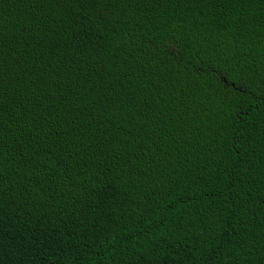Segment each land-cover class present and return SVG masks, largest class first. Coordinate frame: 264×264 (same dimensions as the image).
<instances>
[{
  "label": "trees",
  "instance_id": "16d2710c",
  "mask_svg": "<svg viewBox=\"0 0 264 264\" xmlns=\"http://www.w3.org/2000/svg\"><path fill=\"white\" fill-rule=\"evenodd\" d=\"M0 264H264V0H0Z\"/></svg>",
  "mask_w": 264,
  "mask_h": 264
}]
</instances>
